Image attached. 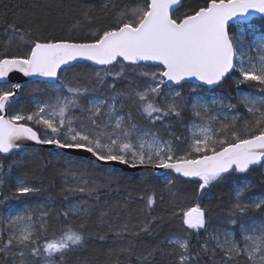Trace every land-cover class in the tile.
I'll return each mask as SVG.
<instances>
[{
    "label": "snow or ice",
    "instance_id": "6c2138e0",
    "mask_svg": "<svg viewBox=\"0 0 264 264\" xmlns=\"http://www.w3.org/2000/svg\"><path fill=\"white\" fill-rule=\"evenodd\" d=\"M183 6L184 0H104L98 7L78 0L67 8H76L88 24L107 20L91 30L90 39L80 40L37 35L41 16L47 22L54 12L63 16L66 10L63 0H33V18L28 24L8 25L29 50L23 55L6 50L0 54V154L23 153L26 141L86 152L90 155L78 157L72 172L78 183L68 190L89 196L99 189L87 177L90 169L101 164L118 162L143 169L142 181L158 177L159 170H169L198 185L197 202L179 204L175 181L164 175L173 200L169 215L159 220H178L181 232L137 256L141 264H216L217 252L223 254L222 264H264V199L246 200L248 183L235 189L227 226L212 227V206L200 203L209 189L234 174L264 166V0H203L178 14ZM80 27L77 18L73 29ZM85 62L97 70L69 79L68 69ZM117 65L119 71H114ZM13 72L38 78L32 81L33 94L27 98L30 108L21 99L25 86L10 81ZM230 77L236 85V103L231 97L215 96V88ZM117 81H127V87L105 98L89 96L96 86L115 89ZM183 83L195 85L188 99L177 90ZM82 98H87V107L81 104ZM126 104L130 105L127 114ZM217 106L220 111H215ZM241 106L244 114L239 111ZM187 107L200 122L188 125L187 137L169 133L173 138L165 139L162 129L182 119ZM132 109L144 123L134 119ZM224 109L235 114L228 115ZM241 120L244 135L236 128ZM54 154L77 163L69 154ZM113 172L110 169L109 175ZM40 191L21 177L0 172V205L5 206L0 213V264H67V254L83 247L87 223L82 217L88 215V207L73 205L59 213L60 227L50 231V213L44 205L20 207ZM155 202L154 195L147 197L148 215ZM73 215L81 219L73 220ZM156 221L153 217L142 226L135 225L138 232L130 231L125 223L112 234L138 236L150 232ZM201 231L208 234L207 239L194 244L192 235ZM121 252L133 254L131 247Z\"/></svg>",
    "mask_w": 264,
    "mask_h": 264
},
{
    "label": "trees",
    "instance_id": "16d2710c",
    "mask_svg": "<svg viewBox=\"0 0 264 264\" xmlns=\"http://www.w3.org/2000/svg\"><path fill=\"white\" fill-rule=\"evenodd\" d=\"M86 4L99 6L104 3V0H85ZM203 0H184V6L178 9V14H183L191 7L201 4ZM78 0H63L66 14L59 16L53 13L51 17L44 22L41 16V30L37 35H52L58 37H75L77 39H90L91 30L106 24L107 20H97L95 24H88L76 8L68 9V5H76ZM33 0H0V54L7 53L12 55H23L29 49L16 36L13 35L8 25L11 23L28 24L33 18L34 9L32 8ZM80 20L81 27L76 30L73 25L76 19ZM97 69L90 67V64H76L74 68L68 69V78L73 76H83L84 72L94 73ZM114 71H119L117 65ZM156 71V69H149ZM131 73V69L127 70ZM235 75V74H234ZM130 78H133L130 76ZM111 83V78H107ZM94 83V82H93ZM25 86L24 92L21 93V99L24 101V107L30 108L28 97L31 93V82L23 83ZM93 85L90 84L89 87ZM194 84L183 83L179 88L184 97L188 99L193 95L191 89ZM41 87H44L41 85ZM127 87V81H117L115 89H109L107 86H96V90L91 92L89 96L109 97L115 91ZM244 89L252 91L254 89L249 85H242ZM236 85L234 79L230 77L221 86L215 88V92H221L224 97H231L232 103H236ZM167 91V89L165 90ZM52 94V93H48ZM41 99L45 98V94L35 93ZM191 101L189 100V104ZM81 104L87 107V98L81 99ZM130 105L126 104L124 108L125 114L129 111ZM241 114L245 113V109L239 108ZM11 114V113H10ZM75 114L79 115V110H75ZM133 117L136 121L144 123L139 114L132 109ZM235 112H232L234 115ZM199 121L194 117L190 107L184 109L182 119L171 121V127L167 130L162 129V134L165 139H172L169 133H174L175 136L181 138L189 136L188 123L189 121ZM244 121L241 120L236 125L240 130L241 135H244ZM157 128H160L157 125ZM40 135L43 138L45 133L43 129H39ZM183 147V145H177ZM48 149L25 147L23 153L15 151L9 155L0 154V172L9 173L11 177H21L29 184L41 189V191L32 197L26 198L20 205L35 207L36 205H44L50 215L48 218L49 230L60 227L59 213L69 211L73 205L80 206L84 204L89 209L87 216L82 217L87 223L85 229V243L83 247L74 252L67 254V264H79L80 261L87 260L89 264H141L136 259L137 256H143L151 248L164 241L167 237L173 234H180L181 225L178 220L160 221L161 216L167 217L171 209L173 197L169 194L168 188L164 182V175L155 176L146 181L141 180L143 169L135 172H123L118 168L110 166H97L94 170L90 169V175L87 179L90 185L94 182L98 187V191L91 196L87 192L81 193L78 191H69L68 188L78 183V180L72 179V172L75 171L78 165V157L72 156L77 163H72L64 158H59ZM64 153V152H63ZM15 162V163H14ZM264 163V162H262ZM9 165H13L9 169ZM115 169L111 175L109 170ZM78 174V173H77ZM174 181L173 190L177 193L176 200L182 206H187L191 203H196L197 198L194 195L195 189L198 187L196 183L189 179H183L174 173H168ZM248 183L249 187L244 193L246 200H254L256 197L264 199V166L261 164L254 165L246 173L234 174L232 179L221 182L208 190L205 197L200 200L204 206L211 205L212 211L210 214V223L212 227L227 226V213L235 199V187L243 186ZM10 189L5 190L4 194L8 195ZM149 195L155 196V205L151 210V215L147 214L146 200ZM208 197H211L209 200ZM2 199V197H0ZM17 202L13 201L15 205ZM4 205H0V213H4ZM102 213L106 215L102 216ZM252 215L259 217L261 214L253 212ZM153 217L157 221L151 225L150 232H140L138 236H123L120 238L114 237L113 232L122 228L127 223L129 230L138 232L139 228L135 225L142 226ZM73 220L81 219L75 215ZM105 236L101 240L100 237ZM208 234L201 231L199 235L195 233L191 239L195 244L197 240L203 241L207 239ZM237 235V239H239ZM131 247L133 254L130 256L127 252H121V249ZM222 253L217 252L216 264H222Z\"/></svg>",
    "mask_w": 264,
    "mask_h": 264
},
{
    "label": "water",
    "instance_id": "95a60500",
    "mask_svg": "<svg viewBox=\"0 0 264 264\" xmlns=\"http://www.w3.org/2000/svg\"><path fill=\"white\" fill-rule=\"evenodd\" d=\"M86 64H91V62H85ZM35 79H38V78H33V77H25L23 76L22 73H19V72H13V73H10V81L11 82H19V83H26V82H31ZM190 84H193V83H190ZM25 143V146L26 147H36V148H43V149H48L50 150L51 152H57V151H60V152H64L65 154H69V155H72V156H75V157H82V156H89L90 154L86 153V152H83V151H73V150H66V149H56L55 146H51V145H39V144H36L35 142H32V141H26L24 142ZM16 151H19V150H16ZM5 155H9V154H5ZM100 166H110V167H113V168H118L120 169L121 171L123 172H135V171H139V169H131L130 167H128L127 165H123V164H120L118 162H110L108 164H101ZM159 172L161 173L159 176H162V175H165V174H168V173H171L173 174V172L169 171V170H159ZM175 174V173H174ZM178 176V174H175ZM182 178V177H181ZM185 179V178H183ZM188 179V178H186Z\"/></svg>",
    "mask_w": 264,
    "mask_h": 264
},
{
    "label": "rangeland",
    "instance_id": "374dc122",
    "mask_svg": "<svg viewBox=\"0 0 264 264\" xmlns=\"http://www.w3.org/2000/svg\"><path fill=\"white\" fill-rule=\"evenodd\" d=\"M177 90H179V89H177ZM215 96H218V97H224V95L221 93V92H219V91H216L215 92ZM100 98H103V97H100ZM212 98H214V97H207V99H212ZM228 102V100L226 99L225 100V103H227ZM221 109L219 108V106H217V108L215 109V111H220ZM226 114H228V115H232V113H228V111H227V109H224L223 110ZM193 122H195V123H199L198 121H189V123L188 124H191V123H193ZM190 135V134H189ZM238 186V185H237ZM237 186L235 187V189L237 188ZM255 201H259L260 200V198L259 197H256L255 199H254Z\"/></svg>",
    "mask_w": 264,
    "mask_h": 264
},
{
    "label": "flooded vegetation",
    "instance_id": "af4514ba",
    "mask_svg": "<svg viewBox=\"0 0 264 264\" xmlns=\"http://www.w3.org/2000/svg\"><path fill=\"white\" fill-rule=\"evenodd\" d=\"M10 114V113H9Z\"/></svg>",
    "mask_w": 264,
    "mask_h": 264
}]
</instances>
